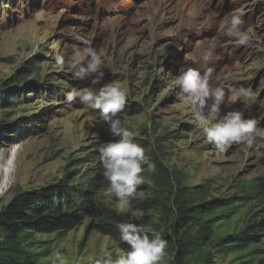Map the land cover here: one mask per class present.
<instances>
[{"label":"rangeland","instance_id":"1","mask_svg":"<svg viewBox=\"0 0 264 264\" xmlns=\"http://www.w3.org/2000/svg\"><path fill=\"white\" fill-rule=\"evenodd\" d=\"M230 13L245 21L248 46L224 34L221 22ZM81 35L104 60V82L126 91L119 116L156 165L141 174L142 195L123 214L115 197L103 195L97 152L119 138L109 135L98 110L65 103L64 93L90 82L55 66L54 55L70 57ZM187 67L215 69L214 83L225 87L231 105L221 106V115L239 110L264 128V0H0V163L15 152L0 211L17 195L63 183L144 224L149 235L159 233L168 241L167 264H178L179 242L194 223L181 206L192 203L202 206L200 223L211 237L182 264H259L264 231L262 243L246 250L221 242L264 217V147L232 145L220 153L204 142L174 85ZM229 84L251 86L255 102L232 101ZM30 242L34 264H51L57 252L64 264H91L105 248L125 253L89 221L70 232L32 235Z\"/></svg>","mask_w":264,"mask_h":264},{"label":"clouds","instance_id":"2","mask_svg":"<svg viewBox=\"0 0 264 264\" xmlns=\"http://www.w3.org/2000/svg\"><path fill=\"white\" fill-rule=\"evenodd\" d=\"M245 21L241 15L230 13L221 22L224 34L236 44L249 45V36L242 30ZM79 45L74 46L70 57L56 53L55 66L61 71L72 73L78 81H88L89 86L72 89L64 93L65 103H80L98 110L99 121L107 126L110 136L119 139L97 146L98 162L102 176L107 182L103 192L105 197H115V210L125 213L138 195V186L144 183V171L153 173L155 163L146 155L143 146L133 140L134 132L125 126L119 114L127 102L126 91L118 84L105 83L104 60L92 41L86 36H77ZM230 54V53H229ZM52 55V53H47ZM215 69L206 68L203 73L193 67L182 68L174 79L179 89L177 98L182 106L192 112L191 123L202 131L204 142L220 153L232 145H243L258 151L264 147V128L259 127L255 118H245L244 114L232 109L221 115V106L231 108L226 102L225 87L216 85ZM98 86V87H97ZM227 94L232 101L247 99L255 102L258 95L252 87L227 85ZM146 166V168L144 167ZM135 219L123 220L115 224L119 241L130 246V251L114 255L105 248L101 258L91 264H167L168 241L159 233L149 235L146 226ZM51 264H64L60 252ZM72 264H79L74 260Z\"/></svg>","mask_w":264,"mask_h":264},{"label":"trees","instance_id":"3","mask_svg":"<svg viewBox=\"0 0 264 264\" xmlns=\"http://www.w3.org/2000/svg\"><path fill=\"white\" fill-rule=\"evenodd\" d=\"M70 189L60 183L20 194L0 211V264H34L36 256L29 250L32 235L70 232L86 221H89L92 231L111 237L122 250L130 251V246L119 241L115 229V224L125 219L87 193L79 195ZM181 210L189 215L186 219L194 223L187 236L179 242L178 264L208 243L211 237L207 233L208 227L200 223L199 216L204 213L202 206L185 204ZM263 231L264 217L249 222L237 237H228L221 244L236 243L238 249L246 250L252 244L262 243L263 236L259 232ZM259 264H264V258Z\"/></svg>","mask_w":264,"mask_h":264},{"label":"bare ground","instance_id":"4","mask_svg":"<svg viewBox=\"0 0 264 264\" xmlns=\"http://www.w3.org/2000/svg\"><path fill=\"white\" fill-rule=\"evenodd\" d=\"M2 155H0V157H3ZM14 155H15V152L13 151L10 159L8 161L6 160L7 163H5V164L0 163V174H1V176H3L2 183L0 184L1 185L0 186L1 191H4L9 186V184L11 182L10 181V171H11L12 163L14 160Z\"/></svg>","mask_w":264,"mask_h":264}]
</instances>
